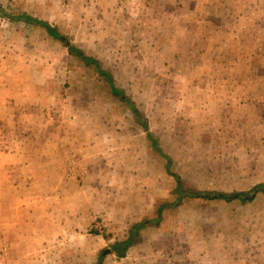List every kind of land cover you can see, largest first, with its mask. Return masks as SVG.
<instances>
[{
    "label": "rangeland",
    "instance_id": "rangeland-1",
    "mask_svg": "<svg viewBox=\"0 0 264 264\" xmlns=\"http://www.w3.org/2000/svg\"><path fill=\"white\" fill-rule=\"evenodd\" d=\"M0 6V264H264V0Z\"/></svg>",
    "mask_w": 264,
    "mask_h": 264
},
{
    "label": "trees",
    "instance_id": "trees-1",
    "mask_svg": "<svg viewBox=\"0 0 264 264\" xmlns=\"http://www.w3.org/2000/svg\"><path fill=\"white\" fill-rule=\"evenodd\" d=\"M2 7L0 6V12L2 13ZM8 17L15 19V20H20L23 21L25 23H32L35 25H40L42 26L47 33H49L50 35H52L55 38H62L60 33L57 32V30L47 21L36 18L32 15H29L25 12L22 13H18L16 15H9L7 14ZM72 52L78 56L80 59H82L83 61H85L86 63L92 64L94 66V68L96 69V71L101 74L102 76H104L105 80L107 81V83L110 86L111 92L113 94L116 95H122L123 91L121 89H118L114 86L113 81H112V77L110 75V73L108 71H106L105 69H103L98 60L95 59L94 57L91 56H87L85 55L82 51H80L79 49H73L72 48ZM126 99V98H125ZM130 109L134 112L137 120L142 123V125L144 127H146V124L144 123V121H142L141 117H140V112L138 111V109L135 107V105L133 104L132 101L127 100ZM148 136L150 137V134L148 133ZM151 139V137H150ZM152 145L155 146V148L157 149L154 140H152ZM158 150V149H157ZM163 156L166 158V170L167 172L172 175L175 179V187L173 189V192L175 194H177L176 197V201L173 203H163L162 205H160L157 209V214L158 216L161 215L162 210L164 209V207H168V206H172L174 204H177L181 198L187 196V197H191V198H199V199H204V200H225V201H230L231 199L234 198H241L242 194H248L249 193V197L242 199V200H251L255 197L256 193L262 189V185H256L254 186L249 192L247 193H242V192H232V193H224L221 191H198V190H190V189H184L181 186L180 183V178L177 174L173 173L172 171H170L169 169V162H170V158L169 156L163 154ZM146 223L144 221H140V222H136L134 224L131 225V227L129 228L127 235L125 236L124 239L116 241L113 244V250L116 251V254L118 256H123L125 251L130 247V245H132V243L134 242V240L138 237L139 235V231L140 229L145 225ZM95 264H102V258L99 257V259L97 260V262Z\"/></svg>",
    "mask_w": 264,
    "mask_h": 264
},
{
    "label": "crops",
    "instance_id": "crops-1",
    "mask_svg": "<svg viewBox=\"0 0 264 264\" xmlns=\"http://www.w3.org/2000/svg\"><path fill=\"white\" fill-rule=\"evenodd\" d=\"M11 126H12V124H10ZM4 124L2 125L1 123H0V131H3V129H4ZM8 127V125H6V128ZM3 141H0V144L2 143Z\"/></svg>",
    "mask_w": 264,
    "mask_h": 264
},
{
    "label": "water",
    "instance_id": "water-1",
    "mask_svg": "<svg viewBox=\"0 0 264 264\" xmlns=\"http://www.w3.org/2000/svg\"><path fill=\"white\" fill-rule=\"evenodd\" d=\"M68 45L70 44L68 41L66 42ZM105 252H107V251H104L103 253H105Z\"/></svg>",
    "mask_w": 264,
    "mask_h": 264
}]
</instances>
